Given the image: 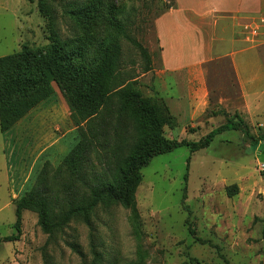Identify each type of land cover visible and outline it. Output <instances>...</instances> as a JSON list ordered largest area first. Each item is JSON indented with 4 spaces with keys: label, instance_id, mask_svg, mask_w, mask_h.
I'll use <instances>...</instances> for the list:
<instances>
[{
    "label": "rangeland",
    "instance_id": "374dc122",
    "mask_svg": "<svg viewBox=\"0 0 264 264\" xmlns=\"http://www.w3.org/2000/svg\"><path fill=\"white\" fill-rule=\"evenodd\" d=\"M71 1L48 2L56 15L54 29L62 38L80 33L62 12V4ZM170 1L102 0L91 23L92 41L79 61L92 59L102 40L118 41L120 73L135 80L142 98L162 108L165 103L153 87L155 69L160 66L154 21ZM110 9L126 33L146 49L149 62L135 45L117 33L109 21ZM48 35L49 22L41 15L36 0H0V56L16 52L23 45L47 50ZM239 51L264 61V44L248 48L240 34ZM208 69L212 71L211 88L216 77L217 84L227 89L222 94L231 95L228 90L233 91L235 83L228 63L223 60ZM53 87V94L10 132H0V264H44V253L50 264H91L92 244L101 255L100 264H225L219 253L229 264H264V144L250 146L242 141L238 130L223 131L214 136L209 146L194 152L180 146L156 155L142 168L135 193L139 237L132 227L130 209L110 202L100 204L90 215L91 226L80 217L74 218L45 247L47 235L38 225L37 215L26 210L19 239L5 241V237L16 234L15 198L32 187L45 161L57 167L78 140L69 107L54 83ZM210 111L211 108L199 119V124L194 122L184 128L181 116L178 124L170 127L171 136L168 126H164V135L198 141L234 117V111L223 108L213 116ZM244 121L252 135L264 132V115ZM232 185L237 188L230 194ZM188 226L196 237L210 241L218 249L196 241ZM67 243H75L80 253Z\"/></svg>",
    "mask_w": 264,
    "mask_h": 264
},
{
    "label": "trees",
    "instance_id": "16d2710c",
    "mask_svg": "<svg viewBox=\"0 0 264 264\" xmlns=\"http://www.w3.org/2000/svg\"><path fill=\"white\" fill-rule=\"evenodd\" d=\"M36 1L41 15L49 22V45L47 50L23 45L16 52L0 56V132L7 133L30 110L50 97L54 83L69 107L78 140L57 167L52 168L45 161L32 187L15 198L16 234L5 237V241L19 239L22 214L26 210L37 215V223L47 235L45 247L74 218L80 217L91 226L90 215L100 204L110 202L130 209L132 227L139 237L135 193L141 182L142 168L154 156L180 146L194 152L209 146L214 136L228 130H238L242 141L250 146L264 144V132L252 135L237 113L233 115L235 118L232 116L212 128L198 141L167 138L163 128L175 126L176 119L166 105L159 108L156 103L142 98L134 86L135 80L120 73L118 41L102 40L92 59L86 63L79 61L92 41L91 23L102 0H73L62 4L63 14L80 29V33L66 38L60 37L54 29L56 15L49 0ZM169 7L170 3L165 10ZM109 21L149 62L146 49L126 33L113 9L109 10ZM230 188L229 193H235L236 185ZM188 232L196 241L218 249L210 241L196 237L191 226ZM262 237L264 239V223ZM67 244L80 253L75 243ZM91 248V264H100V253L93 244ZM219 254L225 264H229L223 254ZM43 261L50 264L45 253Z\"/></svg>",
    "mask_w": 264,
    "mask_h": 264
},
{
    "label": "crops",
    "instance_id": "0c3cea01",
    "mask_svg": "<svg viewBox=\"0 0 264 264\" xmlns=\"http://www.w3.org/2000/svg\"><path fill=\"white\" fill-rule=\"evenodd\" d=\"M263 9L264 0H171L170 7L155 18L160 66L153 87L176 124L181 116L182 128L199 124L210 108L212 116L223 108L248 121L264 115V61L240 53L238 27L242 17ZM223 60L235 83L229 96L222 94L227 89L217 84L216 77L212 88L209 84L208 67ZM166 128L171 136L172 129Z\"/></svg>",
    "mask_w": 264,
    "mask_h": 264
},
{
    "label": "built area",
    "instance_id": "2783aa9c",
    "mask_svg": "<svg viewBox=\"0 0 264 264\" xmlns=\"http://www.w3.org/2000/svg\"><path fill=\"white\" fill-rule=\"evenodd\" d=\"M238 27L241 40L248 47L264 44V11L245 15L240 19Z\"/></svg>",
    "mask_w": 264,
    "mask_h": 264
}]
</instances>
